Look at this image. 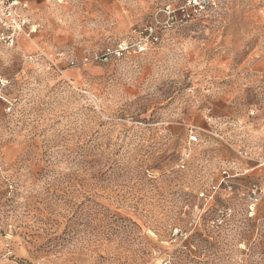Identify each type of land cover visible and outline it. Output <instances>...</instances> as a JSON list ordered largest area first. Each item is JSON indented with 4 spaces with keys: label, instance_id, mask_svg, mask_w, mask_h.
Returning <instances> with one entry per match:
<instances>
[{
    "label": "rangeland",
    "instance_id": "obj_1",
    "mask_svg": "<svg viewBox=\"0 0 264 264\" xmlns=\"http://www.w3.org/2000/svg\"><path fill=\"white\" fill-rule=\"evenodd\" d=\"M23 1L40 28L0 45V264H264V0Z\"/></svg>",
    "mask_w": 264,
    "mask_h": 264
},
{
    "label": "built area",
    "instance_id": "obj_2",
    "mask_svg": "<svg viewBox=\"0 0 264 264\" xmlns=\"http://www.w3.org/2000/svg\"><path fill=\"white\" fill-rule=\"evenodd\" d=\"M216 0H190L179 8L184 17L190 19L213 7ZM169 10L168 14H172ZM175 15V14H174ZM176 17V16H175ZM157 25L146 28L140 34L137 46L141 53L159 43V36L156 32ZM39 25L31 18L30 6L23 0H0V45L7 48H15L21 38L31 40L39 31ZM193 143L198 142L195 136L190 137ZM259 167H264V156L259 160ZM254 201L264 197V188L255 186L251 191Z\"/></svg>",
    "mask_w": 264,
    "mask_h": 264
},
{
    "label": "crops",
    "instance_id": "obj_3",
    "mask_svg": "<svg viewBox=\"0 0 264 264\" xmlns=\"http://www.w3.org/2000/svg\"><path fill=\"white\" fill-rule=\"evenodd\" d=\"M23 40H24V38H21V39L19 40V42H21V41H23ZM19 42H18V43H19Z\"/></svg>",
    "mask_w": 264,
    "mask_h": 264
}]
</instances>
